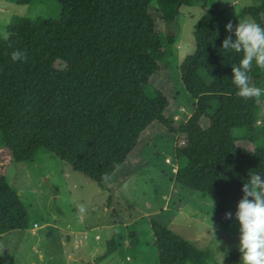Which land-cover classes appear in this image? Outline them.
<instances>
[{"label": "trees", "instance_id": "trees-1", "mask_svg": "<svg viewBox=\"0 0 264 264\" xmlns=\"http://www.w3.org/2000/svg\"><path fill=\"white\" fill-rule=\"evenodd\" d=\"M56 1L61 5L58 18L14 15L6 26L7 38L0 34V133L12 158L31 159L44 147L96 179L115 150L132 151L142 132L157 121L170 133L193 139L175 146L174 185L216 196L220 211L238 205L249 173L264 175V117L258 122L261 96L244 100L232 83V65L239 64L243 53L222 49V42L226 36L235 40L234 19L223 9L208 8L195 22V50L181 69L195 108L177 126L162 91L148 90L166 54L150 6L155 1L188 5L193 0H125V6L116 0L110 1L112 6H103V0ZM165 13L174 20L179 10L172 7ZM240 13L264 27V0ZM229 21L232 32L225 28ZM15 50L27 60L13 62ZM201 71L208 80H199ZM248 75L256 86L260 74L251 68ZM234 129L241 134L234 136ZM258 139L261 153L246 146ZM27 226L18 194L1 179L0 234ZM149 228L158 264H207L206 251L152 216ZM138 242L132 230L129 244ZM106 244L86 264L117 248L114 238ZM240 257L239 250H225L224 264H242Z\"/></svg>", "mask_w": 264, "mask_h": 264}, {"label": "rangeland", "instance_id": "rangeland-1", "mask_svg": "<svg viewBox=\"0 0 264 264\" xmlns=\"http://www.w3.org/2000/svg\"><path fill=\"white\" fill-rule=\"evenodd\" d=\"M110 1L103 0L102 5L112 6ZM161 2H153L150 13L163 33L166 54L148 90L162 91L169 101L168 113L178 126L195 108V99L181 81L182 64L195 50V22L208 8L225 10L236 26L245 19L254 21L250 14L240 12L261 0H193L188 5ZM116 3L125 6V0ZM172 7L179 10L174 20L165 13ZM60 14L61 5L56 0L25 4L0 0V34L7 33L6 26L14 15L58 18ZM252 68L260 74L256 86L264 88V69L255 62ZM198 78L208 80L202 71ZM263 117L264 93L258 122ZM240 134L241 130H233L234 136ZM192 142L153 122L132 151L117 149L100 171L95 168L98 174L94 179L44 147H39L31 159L15 161L2 144L0 133V180L16 191L28 216L26 228L0 234V264H86L106 250L110 238L117 248L98 264H158L150 216L206 251L207 264H224L225 250H239L238 205L220 211L221 201L216 196L173 183L178 167L175 146ZM246 146L261 153L262 140ZM105 175L107 180L102 179ZM81 204L87 209L85 214L78 212ZM227 212L232 218H225ZM94 229H98L99 237ZM132 230L139 238L135 245L129 244Z\"/></svg>", "mask_w": 264, "mask_h": 264}, {"label": "clouds", "instance_id": "clouds-1", "mask_svg": "<svg viewBox=\"0 0 264 264\" xmlns=\"http://www.w3.org/2000/svg\"><path fill=\"white\" fill-rule=\"evenodd\" d=\"M225 28L233 31L229 21ZM8 34L5 33V38ZM222 49L235 53H243L237 66L232 65V83L237 87V96L244 100L259 98L264 88L251 83L249 71L255 62L258 68L264 69V27L245 19L235 27V40L226 36ZM13 62L26 61L25 53L15 50L11 53ZM102 179L107 180V176ZM243 196L238 202L235 218L240 224L239 251L242 264H264V175L249 173V179L243 184ZM251 197L252 199H249ZM84 205H78V212L85 214ZM232 213H225V218H232Z\"/></svg>", "mask_w": 264, "mask_h": 264}, {"label": "crops", "instance_id": "crops-1", "mask_svg": "<svg viewBox=\"0 0 264 264\" xmlns=\"http://www.w3.org/2000/svg\"><path fill=\"white\" fill-rule=\"evenodd\" d=\"M166 158H168V157H166ZM168 159H169V158H168ZM165 161H166V159H165ZM170 162H171V160L169 159L168 163H170ZM85 176H86V175H85ZM163 208H165V206H164ZM34 225H35V223H34ZM36 225H37V224H36ZM36 225H35V226H36ZM94 233H97V234H98V233H99V232H98V229H94ZM98 235H99V234H98ZM95 236H96V235H95ZM96 237H97V236H96ZM98 237H99V236H98ZM96 257H97V256H96ZM96 257H94V258H96ZM94 258H93V259H94ZM93 259H92V260H93ZM99 262H100V261H99ZM95 264H98V262L95 263Z\"/></svg>", "mask_w": 264, "mask_h": 264}, {"label": "built area", "instance_id": "built-area-1", "mask_svg": "<svg viewBox=\"0 0 264 264\" xmlns=\"http://www.w3.org/2000/svg\"><path fill=\"white\" fill-rule=\"evenodd\" d=\"M166 161L168 162V161H169V159H168V158H166ZM35 225H36V223H35ZM96 236L98 237L99 235H98V234H96Z\"/></svg>", "mask_w": 264, "mask_h": 264}, {"label": "water", "instance_id": "water-1", "mask_svg": "<svg viewBox=\"0 0 264 264\" xmlns=\"http://www.w3.org/2000/svg\"><path fill=\"white\" fill-rule=\"evenodd\" d=\"M180 4H181V2L178 3V5H180Z\"/></svg>", "mask_w": 264, "mask_h": 264}]
</instances>
